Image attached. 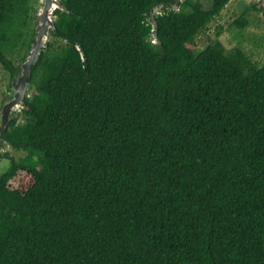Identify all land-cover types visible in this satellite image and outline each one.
Wrapping results in <instances>:
<instances>
[{"label": "trees", "instance_id": "16d2710c", "mask_svg": "<svg viewBox=\"0 0 264 264\" xmlns=\"http://www.w3.org/2000/svg\"><path fill=\"white\" fill-rule=\"evenodd\" d=\"M38 1L0 0L11 78ZM58 2L0 132V264H264V61L195 50L229 0Z\"/></svg>", "mask_w": 264, "mask_h": 264}, {"label": "rangeland", "instance_id": "374dc122", "mask_svg": "<svg viewBox=\"0 0 264 264\" xmlns=\"http://www.w3.org/2000/svg\"><path fill=\"white\" fill-rule=\"evenodd\" d=\"M203 8H207L211 0H198ZM256 0H230L220 12L219 16L215 17L195 39V50L200 51L207 44L213 42L215 39L219 40L226 50L232 49L238 39L235 34L242 33L243 39H239L241 49L251 57L257 64H261L264 61V9L258 11H248L247 6ZM32 7H36L34 0H30ZM156 8L153 13L156 12ZM36 10V8H35ZM241 14H245L249 21L248 26L239 31L234 27L230 28L229 25L233 20L238 18ZM34 11H31L30 27H33L36 23L34 19ZM150 19V18H149ZM148 19V20H149ZM218 34V37H217ZM13 54L15 59L14 64H20L21 56ZM15 75L10 77L9 73L0 65V109L3 103L7 100L8 96H12L14 91L11 89V84L17 79ZM17 115V111L14 112ZM12 118L16 117L14 114H10ZM20 116H17V120ZM5 145L0 135V146ZM4 151H8L13 155L11 149L8 146L4 147ZM15 156H17L15 154ZM9 165L8 159L0 158V175L3 170Z\"/></svg>", "mask_w": 264, "mask_h": 264}, {"label": "water", "instance_id": "95a60500", "mask_svg": "<svg viewBox=\"0 0 264 264\" xmlns=\"http://www.w3.org/2000/svg\"><path fill=\"white\" fill-rule=\"evenodd\" d=\"M258 3L264 5V0H256ZM58 0H39L37 5V25L35 28V35L32 39L28 50L25 53V59L21 63V71L17 79L12 82L11 89L14 94L3 103L0 109V132L4 129L6 123L11 118L10 114H14L24 101V96L28 86V78L31 74L32 66H34L44 48L45 43L49 38L50 31L54 30L53 12L55 9H61ZM1 152V149H0Z\"/></svg>", "mask_w": 264, "mask_h": 264}, {"label": "clouds", "instance_id": "9594fccd", "mask_svg": "<svg viewBox=\"0 0 264 264\" xmlns=\"http://www.w3.org/2000/svg\"><path fill=\"white\" fill-rule=\"evenodd\" d=\"M181 1H182V0H181ZM229 1H230V0H229ZM254 2H256L258 5H260L261 7H263L262 9H264V5L258 3L257 1H254ZM156 8L159 9V6H158V7L156 6L153 10H155ZM158 9H157V10H158ZM175 9H176V8H175ZM151 13L153 14V12H152V11L150 12V17H151V19H153V15H152ZM216 17H217V16H216ZM152 37H153V40L155 41V35H152ZM19 74H20V73H19ZM22 108H23V105H21V107L17 110V113H20V111L22 110ZM4 144H5V145L0 146V149H1V152H0V158L3 157V154L5 153V151H4V147L7 146V144H6L5 142H4ZM7 152H8V151H7Z\"/></svg>", "mask_w": 264, "mask_h": 264}]
</instances>
